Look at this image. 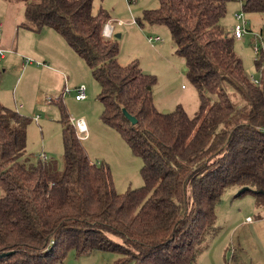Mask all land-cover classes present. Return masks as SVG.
I'll list each match as a JSON object with an SVG mask.
<instances>
[{
    "label": "trees",
    "instance_id": "16d2710c",
    "mask_svg": "<svg viewBox=\"0 0 264 264\" xmlns=\"http://www.w3.org/2000/svg\"><path fill=\"white\" fill-rule=\"evenodd\" d=\"M5 1L23 5L18 28H49L83 60L98 85L99 119L140 158L142 185L115 190L59 97L62 167L24 151L27 118L0 103V264H56L70 250L113 251L112 264H197L227 189L264 201V57L252 51L257 76H249L221 23L228 0H157L142 13L166 26L184 60L193 115L155 108L154 77L117 62V43L101 33L109 16L93 13V0ZM242 10L261 14L264 33V0H243Z\"/></svg>",
    "mask_w": 264,
    "mask_h": 264
},
{
    "label": "rangeland",
    "instance_id": "374dc122",
    "mask_svg": "<svg viewBox=\"0 0 264 264\" xmlns=\"http://www.w3.org/2000/svg\"><path fill=\"white\" fill-rule=\"evenodd\" d=\"M156 6L157 0H93L92 12L102 8L113 22H122L121 25L114 23L112 32L118 47L117 62L121 66L135 62L144 73L154 77L151 93L155 108L167 112L180 105L193 115L198 108L197 93L184 72V60L175 52L168 29L163 24L141 19L144 10ZM239 7L237 0L226 3L221 23L228 33L234 24L233 14ZM245 16L252 31L262 30L261 14L246 13ZM22 21L21 3L0 0V47L6 50V64L0 60V103L27 118L24 151L33 158L44 153L46 161L54 160L57 166L62 167L60 110L54 102L59 97L71 122L84 119L88 132L80 140L81 144L91 160L108 164L115 190L123 192L126 188L141 186V160L115 130L100 121L102 104L96 98L99 89L89 71L87 81L83 82L86 98L75 101L74 88L82 84L79 76L57 61L54 65L60 70L53 68L51 61L35 57L32 43L42 42V38L38 33L29 32L28 37H24L21 34L26 33L20 28L16 34V27L12 29V26ZM148 37L159 39L148 42ZM250 37L246 33L243 39L234 40L233 49L245 72L256 77ZM48 43L46 50L52 48L55 58L61 53L67 54L60 51L56 42ZM68 52L77 56L71 50ZM19 56L26 57L22 58L21 69ZM27 58L31 60L27 61ZM37 59L39 64L36 65ZM42 61L50 67L47 64L44 67ZM79 62L86 69V65L81 60ZM40 71L44 73L40 74ZM48 98L53 101H48ZM239 191L240 188H230L221 196L215 207L213 225L205 236L206 250L198 257L197 264H264V201L258 204L251 192L237 194ZM246 217L251 221H246ZM118 257L113 251H93L77 257L70 250L56 264H112Z\"/></svg>",
    "mask_w": 264,
    "mask_h": 264
},
{
    "label": "crops",
    "instance_id": "0c3cea01",
    "mask_svg": "<svg viewBox=\"0 0 264 264\" xmlns=\"http://www.w3.org/2000/svg\"><path fill=\"white\" fill-rule=\"evenodd\" d=\"M17 26H18V24L15 25V23L12 26V29L16 27V34H17L18 30H19V28ZM22 31H24V33H26V34H21L24 37H28L27 36V32H29V33H32V34L33 33H38L40 35V37L42 38V42L33 41V43H32L33 47H31V48L34 51V54H35L34 56L35 57L43 58V60H49V61H51V64H53V65L56 64V61H57V63H60V65H63L64 68L69 69L72 73H74L75 75H78L79 78H80V83L83 84V82L85 83L87 81V78H88L87 74H88V71H89L87 66H86V69H85L84 66H82V64H80L79 60H81L83 62V60L80 57L73 56V54H68L69 53L68 51L71 50V49L66 45V43L63 41V39L58 34H56L53 30H51L49 28H42L38 32H32V31L25 30V29H23ZM23 40L25 42V39H23ZM48 42H56L58 44V46H59L60 51L62 50L63 52H65L67 54L61 53V54H59L57 56V58H55V56L53 55L54 52H52V50H51L52 48H49L48 50H46V45L49 44ZM14 46L16 48V42H15ZM14 46H13V48H14ZM76 57H78V58H76ZM22 58H26V57H23V56L20 57L19 56L18 63H20V69L22 67ZM61 59L63 61L62 63L60 62ZM0 60H4V61L6 60L4 54L0 58ZM30 60H31V58H29L27 61H30ZM42 62H43V66L44 67H46V64L48 65V63L46 61H42ZM5 64H6V61H5ZM35 64L36 65L39 64L38 59H37V61H35ZM48 66L50 67V65H48ZM54 66L55 67H53V68L58 69V67H56V65H54ZM3 70L5 71V68H3ZM58 70H60V69H58ZM45 71L46 70H44V72ZM44 72L40 71L39 73L42 74ZM85 98H86V96H85ZM84 99H82V100H84ZM75 101H81V100H75ZM81 119L84 121L83 118H81ZM85 125H86V123H85ZM87 132H88V127H87ZM78 137H79V139H82V138H80V136H78Z\"/></svg>",
    "mask_w": 264,
    "mask_h": 264
},
{
    "label": "built area",
    "instance_id": "2783aa9c",
    "mask_svg": "<svg viewBox=\"0 0 264 264\" xmlns=\"http://www.w3.org/2000/svg\"><path fill=\"white\" fill-rule=\"evenodd\" d=\"M237 1L239 2L240 7H239V10L233 14L234 24H233L232 30H231L232 36L237 40H241V39H243V37L246 33H249L250 36L255 39V41H252V43L250 45L253 53L254 54L261 53L262 56L264 57V33L252 31L246 25L245 16H244V13L242 10L243 0H237ZM114 23L116 25L122 24V22L118 21V20L116 22H113L110 19L107 20L106 23L103 25V28L101 31L103 36L110 37L112 35L113 29H114V26H113ZM158 39H159L158 37H148L147 41L151 42V41H156ZM2 54H3V49L0 48V58H1ZM73 93H74L73 97L75 100H82L86 96V88L83 84L77 85L74 88ZM47 100L49 101L50 98H48ZM71 123L77 129L80 138H85L87 136V127L85 125V122L81 118L76 119V120H74V122H71ZM39 157L41 159L46 158L44 153H41L39 155ZM246 220L248 221L249 218H246Z\"/></svg>",
    "mask_w": 264,
    "mask_h": 264
},
{
    "label": "water",
    "instance_id": "95a60500",
    "mask_svg": "<svg viewBox=\"0 0 264 264\" xmlns=\"http://www.w3.org/2000/svg\"><path fill=\"white\" fill-rule=\"evenodd\" d=\"M114 36H119V34H115ZM122 114L124 115V117L126 119H128L131 123H134L136 120L133 116H131L130 114H128L124 109H122ZM244 189V188H243ZM8 253V252H7Z\"/></svg>",
    "mask_w": 264,
    "mask_h": 264
}]
</instances>
